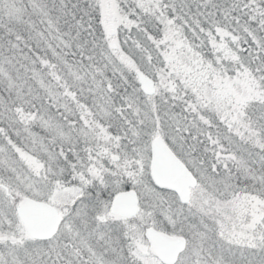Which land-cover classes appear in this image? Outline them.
<instances>
[{
  "label": "snow or ice",
  "instance_id": "obj_1",
  "mask_svg": "<svg viewBox=\"0 0 264 264\" xmlns=\"http://www.w3.org/2000/svg\"><path fill=\"white\" fill-rule=\"evenodd\" d=\"M0 264H264V0H0Z\"/></svg>",
  "mask_w": 264,
  "mask_h": 264
}]
</instances>
